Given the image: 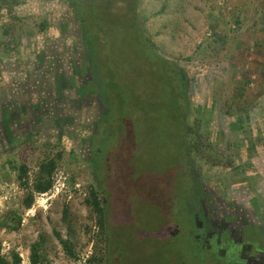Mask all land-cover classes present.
<instances>
[{
  "label": "rangeland",
  "instance_id": "1",
  "mask_svg": "<svg viewBox=\"0 0 264 264\" xmlns=\"http://www.w3.org/2000/svg\"><path fill=\"white\" fill-rule=\"evenodd\" d=\"M22 1L0 24V64L31 82L57 63L14 141L0 129L2 255L29 264L40 243L49 264H231L191 238L189 211L224 194L264 228V0Z\"/></svg>",
  "mask_w": 264,
  "mask_h": 264
},
{
  "label": "flooded vegetation",
  "instance_id": "2",
  "mask_svg": "<svg viewBox=\"0 0 264 264\" xmlns=\"http://www.w3.org/2000/svg\"><path fill=\"white\" fill-rule=\"evenodd\" d=\"M1 132L2 145L14 141ZM225 200L224 194L213 199L203 193L194 201L189 213L196 235L191 238L219 259H231V264H264V228L255 224L258 211L251 205L248 209L237 204L231 207Z\"/></svg>",
  "mask_w": 264,
  "mask_h": 264
},
{
  "label": "trees",
  "instance_id": "3",
  "mask_svg": "<svg viewBox=\"0 0 264 264\" xmlns=\"http://www.w3.org/2000/svg\"><path fill=\"white\" fill-rule=\"evenodd\" d=\"M22 2H23L22 0H0V24H4L2 22L5 21L6 19L14 18V17H12V16H14V10ZM24 2H25V0H24ZM2 11H4V15L1 13ZM6 37H12V34H10V35L6 34ZM51 59H52V61H51V63H49L48 60H46V56H45V59H43L41 64H40L41 70L43 72L37 73L35 71L32 81L30 80L31 82L27 83L23 88H21V90H18L17 92L9 90L8 92L5 93L4 90L0 89V94L4 93V97H2L0 95V116L1 117L7 116V121H5L6 123L3 122V119H2L1 123H2V127H4L3 128L4 132H6V134H8V136H9V128H6L5 125L9 124L8 123L9 117L11 120L12 119L14 120L15 115H19L21 113L20 110H22V109H24V111L23 110L22 111H23V113H25V110L28 108H29V110H32L34 112H36L35 111L36 108H39L38 105L33 104V101L31 100L32 97L31 98L28 97L29 92L34 91L36 93V90H37L38 91V99H41V98L45 99L44 98V96H45L44 90L46 91V89H47L46 88L47 83L43 82L44 79L46 81V78L44 75V70L48 71V69H45V67H49V69H51L52 66L56 65V63H57L55 56H52ZM175 77L177 78L179 84H182V87L185 88L186 82L181 77L180 71L176 70ZM30 79H31V77H30ZM172 80L174 83L173 78H172ZM8 95L10 98H8ZM10 99H12V100L10 101ZM43 99H42V102H43ZM37 104H39V100H38ZM48 112L51 113L50 110H48ZM60 114H61V111H60ZM60 122L62 123L63 119H60ZM62 136H63V134L58 136L57 139H60ZM196 144H197L196 148L198 149V146L200 144H198V143H196ZM189 151L190 152L192 151L191 146L189 148ZM186 153L189 154L188 151H186ZM60 160H61L60 156L58 157V160L46 159L45 161H43L41 163V165H39L37 177L35 176V181L33 182L32 188L30 189L29 193H27V195L23 201L24 207L26 210H29L32 206L33 194H35V193L36 194H45L51 190V188L53 186L52 175H53L54 171L56 170ZM94 195H95V200H93L94 201L93 206L95 208V211L97 213L101 214L102 220L99 224L104 226V218H103L104 213H101L102 208H103V203L101 201L97 200L96 194H94ZM62 246L67 253L72 254L71 246L68 242H62ZM42 253H43V248L41 247L40 243L32 245L30 248L29 264H49L43 258ZM20 263H21V259L16 254L12 255L11 261L7 260L2 255V248H1V243H0V264H20ZM87 263L88 264L90 263V259L87 260Z\"/></svg>",
  "mask_w": 264,
  "mask_h": 264
},
{
  "label": "crops",
  "instance_id": "4",
  "mask_svg": "<svg viewBox=\"0 0 264 264\" xmlns=\"http://www.w3.org/2000/svg\"><path fill=\"white\" fill-rule=\"evenodd\" d=\"M3 57L4 56H2V54H0V59L3 58ZM1 61H3V60H1ZM7 63L9 65H7V64L4 65L5 62L0 64V89L4 90L5 93L8 92L9 90L13 91L12 89L14 87L19 86L18 82H20L22 84H27L29 82L30 77L32 76L30 71L27 72V71H25V68H22V67L20 68L18 65H16L15 64L16 62H14L13 59L11 61H7ZM10 64H15V65H10ZM16 66H18L19 70H17ZM7 68L9 70H6ZM11 85H13V86H11ZM0 95L2 97H4V93H2ZM8 98H10L9 95H8ZM11 100L12 99H10V101ZM22 110H20L21 113L19 115H15L14 120L12 119L14 121L15 125L14 124H10V123L5 125L6 128H9V137L10 138L14 137L13 131H16V130L20 129V127L22 126V122L24 120V113H23ZM2 119L3 118L0 116V127H1L0 129H2L3 134L4 133L6 134V132H4V130H3L4 127H2V123H1ZM5 121H7V119H5Z\"/></svg>",
  "mask_w": 264,
  "mask_h": 264
}]
</instances>
